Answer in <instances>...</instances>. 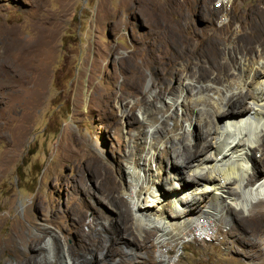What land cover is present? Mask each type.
I'll return each instance as SVG.
<instances>
[{"label":"rangeland","instance_id":"1","mask_svg":"<svg viewBox=\"0 0 264 264\" xmlns=\"http://www.w3.org/2000/svg\"><path fill=\"white\" fill-rule=\"evenodd\" d=\"M158 12L174 28L178 15L190 16L200 31L162 32L176 90L186 68L216 75L229 47L239 56L264 41V0H0V264H26L25 255L34 256L28 264L160 263L156 238L166 232L171 241L176 229L138 219L123 191L144 180L126 155L146 138L137 139L134 120L158 91L148 68L137 83L142 35ZM211 27L240 39L199 43ZM262 139L249 187L264 178ZM224 190L190 196L184 218L210 213L216 232L171 243L175 264H264V197L246 210L232 201L240 192Z\"/></svg>","mask_w":264,"mask_h":264},{"label":"bare ground","instance_id":"2","mask_svg":"<svg viewBox=\"0 0 264 264\" xmlns=\"http://www.w3.org/2000/svg\"><path fill=\"white\" fill-rule=\"evenodd\" d=\"M152 18L158 21L155 25L151 23L142 35L143 54L137 65V83L142 80V70L148 68L151 87H158V91L156 96L148 95L134 120L138 124L137 139L146 138L140 142L132 140L126 153L132 171L139 180H144L140 186L131 185L123 191L138 219L160 223L165 231L176 229L171 241V235L168 238L166 232L156 238L159 247H163L158 249L159 264H175L178 255H167L171 243L182 244L193 230L204 237H212L216 232L217 220L210 213L184 218L190 196L200 192L221 194L227 187L242 194L240 199L231 198L246 210L252 201L264 197V178L253 187L244 183L246 174L253 168L252 160L263 145L264 41L239 56L231 54L229 47L228 62L213 63L218 71L216 75L186 68L176 90L169 80L177 73L176 58L168 36L162 32L186 30L198 36L200 31L192 25L190 16L178 15L175 28L169 14L158 12ZM166 25L170 29H165ZM201 33L199 43L209 40L216 46L235 45L240 39L235 33L221 36L213 27ZM239 102L248 103L243 110H235ZM193 123L196 125L192 126ZM263 155L260 160L264 159ZM219 163L225 164V168H219ZM183 172H191L194 177L187 182ZM176 184L182 186L180 192L176 191ZM115 201L124 203L121 199ZM184 223L190 224V228L186 230ZM33 258L25 255L24 262L28 264Z\"/></svg>","mask_w":264,"mask_h":264},{"label":"built area","instance_id":"3","mask_svg":"<svg viewBox=\"0 0 264 264\" xmlns=\"http://www.w3.org/2000/svg\"><path fill=\"white\" fill-rule=\"evenodd\" d=\"M203 219H205V218H203ZM203 219H202V220H203ZM200 220H201V219H200ZM209 232H210V231H209ZM210 233H211V232H210ZM192 235H195L194 237H197L199 240H205V239H207V240L211 241L212 238H213V236H215V232L213 233L212 237H208V236H205V237H204V235H203V236H200V235H199V232H196V230H193Z\"/></svg>","mask_w":264,"mask_h":264}]
</instances>
